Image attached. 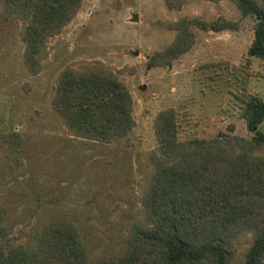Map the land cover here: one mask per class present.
Masks as SVG:
<instances>
[{
    "label": "rangeland",
    "instance_id": "rangeland-1",
    "mask_svg": "<svg viewBox=\"0 0 264 264\" xmlns=\"http://www.w3.org/2000/svg\"><path fill=\"white\" fill-rule=\"evenodd\" d=\"M195 17L226 18L238 28L193 27L189 51L151 66L175 42V25ZM255 24L234 0H83L50 38L43 68L33 74L23 59V22L5 19L0 8V210L10 240L25 244L44 224L64 218L78 227L89 262L122 256L135 226L149 222L143 197L160 111L176 110L182 139L252 137L246 113L264 102V60L248 54ZM87 62L113 71L133 97L136 124L113 143L72 135L52 104L64 69ZM257 128L264 131V121ZM13 133L20 141L3 136ZM253 241L254 231L242 230L229 264H245Z\"/></svg>",
    "mask_w": 264,
    "mask_h": 264
},
{
    "label": "trees",
    "instance_id": "trees-1",
    "mask_svg": "<svg viewBox=\"0 0 264 264\" xmlns=\"http://www.w3.org/2000/svg\"><path fill=\"white\" fill-rule=\"evenodd\" d=\"M243 16L256 18L248 54L264 60V1L234 0ZM83 0H0L4 18L23 22L24 63L38 74L48 56L51 37L74 19ZM234 30L226 18L179 21L175 42L158 52L150 65H167L191 49L192 28ZM54 110L72 135L113 143L127 137L136 120L131 91L103 64L85 63L61 73ZM251 138L222 133L213 138L182 139L177 112L162 110L155 119L158 146L152 151V172L143 206L148 224L136 225L126 251L118 258L89 262L78 227L55 218L25 244L10 240L6 211L0 210V264H229L234 238L254 231L245 264L264 262V102L246 113ZM9 141H20L19 133ZM19 143V142H18ZM17 144V143H16Z\"/></svg>",
    "mask_w": 264,
    "mask_h": 264
},
{
    "label": "water",
    "instance_id": "water-1",
    "mask_svg": "<svg viewBox=\"0 0 264 264\" xmlns=\"http://www.w3.org/2000/svg\"><path fill=\"white\" fill-rule=\"evenodd\" d=\"M135 19H138V15L137 14H135Z\"/></svg>",
    "mask_w": 264,
    "mask_h": 264
}]
</instances>
